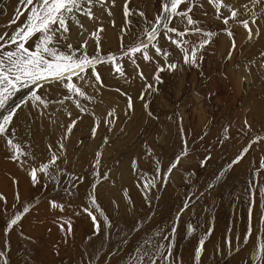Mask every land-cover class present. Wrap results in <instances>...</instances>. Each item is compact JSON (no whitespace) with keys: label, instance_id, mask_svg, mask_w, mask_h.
<instances>
[{"label":"rangeland","instance_id":"374dc122","mask_svg":"<svg viewBox=\"0 0 264 264\" xmlns=\"http://www.w3.org/2000/svg\"><path fill=\"white\" fill-rule=\"evenodd\" d=\"M165 2L103 0L101 3L94 0L92 18L86 19L89 25L84 19L77 24L82 35L86 25L85 38L74 42L59 39V34L57 38L78 50L77 56L83 53L93 57L98 51L96 38L99 37V55L115 57L113 62L96 65L101 82H97L88 69L81 74L83 80L72 77V82L85 92L83 98L72 95L68 99L62 83L41 82L39 87L21 88L9 100L8 107L16 104L22 107L9 126L10 131L0 135V179L6 187L4 191L0 188V196L4 198L0 199V264H59L62 260L58 252L65 260L70 257L64 249L66 245L52 248L57 244L51 243L57 241L56 235L52 232L48 237L45 229H53V224H36L41 219H49L48 215L41 216L46 214L41 207L46 206L54 186L71 189L74 175L82 176L79 189L87 196L98 186L97 203H91L93 207L89 210L97 218L95 225L102 227L96 237L86 235L84 243L80 244L83 241H79L80 237L90 234L91 225L86 219L87 213L82 211L72 233L69 229L68 235L60 231L58 238L69 240L71 250L78 255L80 247L86 248L87 255L95 253L96 246L97 253L101 252L100 247L103 250L118 248L127 236L131 237L133 226H147L135 233L132 241L144 234L151 245L148 247L145 242L126 246V252L130 250L125 257L127 264H152L153 261L169 264L170 258L174 264H264V222H261L264 196L260 194V189L264 188V0L259 4L252 0H222L239 13L226 26L223 18L230 16L229 7H221L223 15L218 18L209 0H185L177 11L191 7L188 15L196 24L189 26L186 18L173 16L169 27L182 33L189 29L183 37L187 43H172L167 38L169 35L173 39L181 38L163 29L156 40L149 43L146 30L151 29L158 16H164ZM13 4L16 8L12 20L18 9L15 1ZM245 20L249 22L251 35L240 22ZM20 22L19 18L14 24ZM11 25L4 24L0 29ZM197 27L217 36L201 37L202 31H194ZM222 29L224 33L219 32ZM203 40H210L209 45L198 51L195 64H186L184 50L190 52ZM85 41L86 47L81 48ZM141 42L148 44L143 51L152 57L150 61L144 60L143 52L124 55L125 50ZM230 42H234L235 47L228 56ZM153 44L163 50L160 55ZM63 51L67 53L69 49L64 47ZM135 60L138 61L135 63ZM168 64H176L177 68L169 70ZM117 66L123 69V76L115 70ZM160 68L164 70L160 71L157 82L154 76ZM32 91L43 96L48 101L47 106L33 105ZM73 121L75 126L69 134L67 130ZM9 138L28 158L33 157V161L28 160L30 167L39 169L53 155L59 157L56 165L49 168L51 178L37 173L36 185L41 184L42 190L32 188L29 169L10 163L14 149L7 144ZM241 156L238 163H232ZM178 157V168L172 170L167 182L158 179L157 168L163 176ZM97 160L99 164L94 167ZM13 161L19 163L21 157ZM201 161H205L204 166ZM15 170L22 171V175H12L10 171ZM104 175L107 179L102 178ZM67 176L69 180L63 178ZM145 180H153L155 187L146 188ZM15 186L17 193L13 192ZM171 194L173 198L168 201ZM185 203L188 213L182 223H178V231L173 233L169 230L172 214L175 212L173 218H180L177 213ZM25 207L29 209L26 214ZM16 214L22 215L21 224L28 228L18 232V222L6 235L8 221ZM208 215L206 222L204 217ZM194 219L197 228L190 231L188 226L194 225ZM106 226L120 227L121 231L114 235L107 232ZM59 227L62 228L61 222ZM155 229L159 230L155 233ZM99 234L102 237H98ZM202 239L205 243L197 261L196 251H192L197 250ZM191 244L193 248L186 249ZM169 255L165 260L164 256Z\"/></svg>","mask_w":264,"mask_h":264},{"label":"snow or ice","instance_id":"6c2138e0","mask_svg":"<svg viewBox=\"0 0 264 264\" xmlns=\"http://www.w3.org/2000/svg\"><path fill=\"white\" fill-rule=\"evenodd\" d=\"M100 2L103 3V0H100ZM183 2H185V0H166L165 4L163 5L164 16H158L155 23L152 24L151 29L146 30V36L149 43L156 40L161 29H163L165 33H172L176 37L181 38L177 40L173 39V36L169 35L167 38L172 43H176L178 45L187 43L183 40V37L188 34L189 29H185V32L182 33L176 28L169 27L170 17L173 16H181L186 18L187 24L189 26L196 24V21H194L188 15V13L192 11L191 7H189L187 11H177L178 7ZM252 2L254 4H259L261 3V0H252ZM21 3L23 6H25L26 10L30 8L26 20L22 25L18 26L10 36H8L7 33L0 35V41H2V43H0V135H5L10 131L9 126L12 124L14 117L18 114V109L22 107L21 104L8 107L9 100L21 88H31L32 86L39 87L41 82H59L62 83L67 89L69 94L67 97L68 99H71L72 95L83 98L85 96V92L72 82V77L76 76L77 79L83 80L84 76L81 74H84L88 69H91L93 75L96 77V81L101 82L100 75L96 71V65L99 63L113 62L115 60L113 55H108L106 57H101L99 55V37L96 38L98 51L93 57H89L83 53L80 56H77L76 52L78 50L73 49L72 45H68L69 51L67 53L58 47L59 41L57 34H59V39L67 38L66 34L69 32L68 21L72 20L78 25L80 24V21L75 15L76 13L88 16L89 19L92 18L91 6L93 5L94 0H21ZM209 3L215 6L218 18H221V7H229L230 16L223 18V23L225 25H228L230 19L235 20L239 15L238 11L231 10L230 6L222 3V0H209ZM85 5H87V7ZM22 14L23 13L18 9L17 16L9 22V26L16 23L19 19V16ZM128 15L129 12L126 7V18ZM140 15H143V13H140ZM240 22L251 35L249 22L247 20ZM253 23H255V21H253ZM80 26L82 27V25ZM100 31H103V29H100ZM194 31L196 33H200L202 30L197 27L194 29ZM203 34L208 37L213 35L211 32H204ZM228 34L230 36L232 35L230 31ZM5 37H7V39H5ZM33 37H36V39L33 41V46L26 47L28 42L33 40ZM209 42V40H203L198 46L192 47L190 52L189 50L185 49L184 62L186 64H195L197 61L198 51L205 47ZM86 44L87 42L85 41V44L81 45V48L86 47ZM153 47H156L155 44H153ZM5 48H8L9 50H5ZM147 48L148 44L141 42L125 50L124 55L134 56L136 53L143 52V58L146 62H148L152 59V57L146 51H143ZM156 52L158 55H160L163 50L156 47ZM230 55L231 52L229 53V56ZM164 56L167 57V53H164ZM167 68L169 70H175L177 65L168 64ZM115 70L120 72L121 76L124 75L123 69L121 67L117 66ZM163 70V68L157 70V74L154 76L155 81H160L159 72ZM141 77L143 78V73H141ZM65 80L68 81L66 84L63 83ZM141 99H143V96H141ZM30 100L33 105L41 104L47 106L48 103V101L43 96L37 94L35 91H32ZM24 103H27V101ZM128 107L130 110L133 107L130 97ZM81 111H85V109H81ZM109 115H111V113ZM74 126L75 121L72 122L67 130L69 134L71 133L72 127ZM245 126L247 127V121H245ZM95 131V128H93V136H95ZM7 144L11 149H14V155L12 157L13 160H17L20 156L24 155L19 145L14 143L12 139L9 138L7 140ZM60 147L63 150L64 146L61 145ZM244 151L246 152L247 149H244ZM241 158L242 156L238 157L232 163H238ZM58 159V156L53 155L51 159L47 163L42 164L39 169L32 167L29 175L34 186L39 182L37 176L38 172L43 173L46 177H52L53 174L49 172V168L56 165ZM179 160L180 158L178 157L176 161L172 162L167 170V173L163 176H161L160 170L157 168V178L162 179L163 182L166 183L168 176L171 174L172 170L177 167ZM98 164L99 160H97V165H94V167L98 166ZM204 164L205 161H201V166H204ZM133 165L135 167V161L133 162ZM102 178L107 179V175H104ZM144 186L146 188L150 186L155 187V182L153 180H145ZM260 194L261 196H264V188L260 189ZM0 199L4 198L0 196ZM95 202V197L93 196L91 198V203L95 205ZM49 203L51 207H57V203L55 201H50ZM59 207L61 210H63V205H59ZM28 211L29 209L25 207L24 213L26 214ZM85 211L89 216L92 217L93 224L95 225L97 219L96 216L92 212L88 211V209H85ZM21 219L22 215L16 214L8 221L6 235L7 231H10L13 226H16L18 222L21 221ZM261 222H264V217H261ZM188 227L191 231V226L189 225ZM69 231H71L70 228ZM172 231L174 233L175 229ZM164 239H168V237H164ZM245 242H247V237L245 238ZM204 243L205 241L203 239L199 242V246L195 254L197 261L199 260V257L202 253ZM168 252L169 254L171 252L170 244L168 247ZM169 258L170 255L164 256L165 260H168ZM152 264H156V262L153 261Z\"/></svg>","mask_w":264,"mask_h":264},{"label":"crops","instance_id":"0c3cea01","mask_svg":"<svg viewBox=\"0 0 264 264\" xmlns=\"http://www.w3.org/2000/svg\"><path fill=\"white\" fill-rule=\"evenodd\" d=\"M61 205H63V210H61V208H58V209L54 208L53 210L48 211L47 215H48L49 219L47 221L40 220L39 221L40 223L38 222L36 224V225H38V224L39 225H46L48 222L53 224L54 225L53 229H51V230H49L48 228L45 229L46 234H48V237L51 236L52 232H53V234L55 233V235H56L57 241L51 242V243L52 244L57 243V248H59L60 244L66 245L64 247V249L68 250V253H66V254L70 255V257L67 256L69 260L68 259L65 260L64 258H66V257L63 258L61 255H59V260H62V261H58V262H60L59 264H127L126 261H122L123 260V257H121L122 254H118L115 257L109 258L110 255L113 253V249L107 248V249L103 250V248L100 247V249H102V250H101V252L97 253L98 247L96 246L94 248V249H96V252L92 253V255L91 254L87 255L86 248L84 250H82V247H80V244L84 243V239L87 238L86 235L92 236L93 234L100 233L96 229L90 228V231H89L90 234L87 233V234H84L80 237L79 241L83 239V241L80 242V244H79L80 248L78 249L81 252L80 255H78V253L73 251L74 249L71 250V248H70L71 242L69 240H65V239L60 240L58 238V235H59L60 231L62 230V228H60L59 225H60V222L61 223L63 222L64 224L69 222L73 225V227H75V222H76L75 217L76 216L78 217V215L80 213V207H79L77 200L74 197L69 199V200L62 202ZM22 224H21V231H23V228H25V231H26V228H28V227H25L24 224L23 225ZM34 228H35V225L33 226V229ZM157 230H159V229H157ZM157 230L156 229L154 230L155 233L157 232ZM62 231H66V235L69 234L68 231L66 230L65 226L63 227ZM84 231H87V230H84ZM120 231H121V228L115 227V226L113 228L107 230L108 233H111L114 235L116 233L117 234L120 233ZM94 237H96V236H94ZM98 237H102V235L99 234ZM146 237L147 236L144 234L140 235L139 237H136L135 239H133V241H131L129 247L134 245V244L137 245L139 243H145V242H146V245L149 247L151 245L150 239H145ZM28 238H30V237H28ZM58 241H59V243H58ZM92 242L93 241L91 240L90 244ZM108 245H111V244L109 243ZM153 248H155V246H153ZM186 249H187V246H186ZM69 250L71 251V253ZM129 251L130 250H128L126 252V254ZM76 255H78V256H76ZM113 258H117V259L113 260ZM111 259H112V263L110 262Z\"/></svg>","mask_w":264,"mask_h":264},{"label":"bare ground","instance_id":"6f19581e","mask_svg":"<svg viewBox=\"0 0 264 264\" xmlns=\"http://www.w3.org/2000/svg\"><path fill=\"white\" fill-rule=\"evenodd\" d=\"M15 1V4L18 6V9H20V11L22 10V9H25V6H23L22 4H21V0H0V27H4V24L6 25H9V22L10 21H12V17H13V13H14V10H15V8H16V6L13 4V2ZM19 3V4H18ZM7 5H8V10H7ZM86 7H87V5H85ZM14 7V8H13ZM17 9V10H18ZM25 13H23L22 15H20L19 16V18H20V20H21V22L19 23V25H16V24H14L13 26L11 25V27H5V28H3L1 31H0V35H3L4 33H7L8 34V36H10L11 34H12V32L13 31H15L16 30V28L18 27V26H20V25H22L23 24V22L26 20V18H27V15L29 14V11L28 10H26L25 9ZM76 16H77V18H78V20L79 21H81L82 22V20L84 19V22L86 23V25H89V23L90 22H88V20H86L87 19V17L88 16H85V15H81V14H79V16H78V14H75ZM3 23V25L1 26V24ZM86 25H84V27L82 28V30L84 31V34L83 35H86L87 34V32H88V29L86 28ZM68 26H69V32L66 34V36H67V40L69 41V42H74V41H76V40H78L79 38H85V37H83V35H82V32H81V30L77 27V23H75L74 21H72V20H69L68 21ZM59 36V35H58ZM5 39H7V37H5ZM36 39V37L33 39V41ZM33 41H29L30 43H28V45L26 46V47H32L33 46ZM0 43H2V41L0 42ZM14 47V46H13ZM58 47L60 48V49H62L63 50V48L65 47V48H68V46H66L65 44H64V42H62V41H59L58 42ZM74 47V46H73ZM5 50H9L8 48H5ZM29 92H31V91H29ZM25 94H26V92H24ZM23 94V93H22ZM0 163H1V161H0ZM6 164H8V163H6ZM3 165V164H2ZM1 165V166H2ZM10 167H12V166H9V168ZM14 170V169H13ZM22 170V169H21ZM11 172V174L13 175V174H15V176H18L19 175V173H20V175H22L21 174V172H16V170H15V172L14 171H10ZM13 172V173H12ZM0 180H2V179H0ZM1 182V181H0ZM22 183V182H21ZM24 186L25 185H23V183H22V188L24 189ZM28 186H26V188H27ZM0 188H2V190H3V188H6L5 187V183H4V181L2 180V183H1V185H0ZM4 191V190H3ZM171 198H173V196H172V194L171 195H169V197L167 198L168 199V201H171ZM174 200V199H173ZM190 247H192V244H191V246L190 245H188L187 246V249H189V250H191V248ZM193 248V247H192ZM207 248V247H206ZM208 249H206V251H207ZM185 257V256H184Z\"/></svg>","mask_w":264,"mask_h":264}]
</instances>
